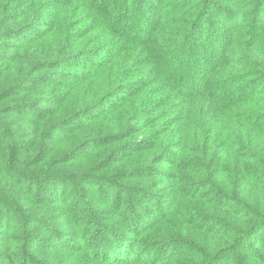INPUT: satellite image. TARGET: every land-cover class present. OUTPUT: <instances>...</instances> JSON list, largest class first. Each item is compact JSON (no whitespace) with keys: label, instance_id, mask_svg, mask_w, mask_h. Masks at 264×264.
<instances>
[{"label":"trees","instance_id":"obj_1","mask_svg":"<svg viewBox=\"0 0 264 264\" xmlns=\"http://www.w3.org/2000/svg\"><path fill=\"white\" fill-rule=\"evenodd\" d=\"M0 49V102L22 101L8 111L44 120L51 102L25 85L54 96L70 79L57 122L119 129L89 140L114 165L79 176L25 178L20 136L8 139L7 179L37 203L24 215L0 182V264H264V0H0ZM111 99L110 120L86 119ZM52 183L66 190L48 202ZM84 183L90 195L72 192ZM57 203L59 218L38 214Z\"/></svg>","mask_w":264,"mask_h":264},{"label":"rangeland","instance_id":"obj_2","mask_svg":"<svg viewBox=\"0 0 264 264\" xmlns=\"http://www.w3.org/2000/svg\"><path fill=\"white\" fill-rule=\"evenodd\" d=\"M157 14H153L152 19L157 18ZM116 22H119L118 20ZM114 22V25H119V23ZM129 27L135 29L136 25L135 21L132 22L130 20ZM138 26V25H137ZM146 33H148L146 31ZM146 36V34L144 35ZM203 46L204 44H200ZM172 48V47H170ZM1 52H4L3 49H0ZM0 52V53H1ZM12 56L15 55V53ZM102 57V56H101ZM250 61V60H246ZM10 62L2 61L0 59V70L4 68L7 64ZM257 64L256 61H251L245 68L250 72H255L254 66ZM2 66V67H1ZM17 71H14L11 75L12 77H15L16 74L21 70L20 67H17ZM69 69V68H68ZM66 72L68 75L69 73L73 72V69H69ZM61 73V72H60ZM59 73V74H60ZM255 79V78H254ZM70 79H66L64 82V85L59 87V89L56 91V94L54 96H50L51 91L54 88V85H48V82H42L41 84L37 85V83H29L25 85L24 88H28L30 90L29 99L33 100V102H36L38 100H44L46 97H48L49 101L51 102L50 111L51 113L46 116L43 119L36 118L35 116H25L16 113L17 109L9 110L8 107L12 106V103L14 100L18 101L19 104H22L21 100L18 98H11L4 102H0V182H2L3 191L6 193L7 191L10 192V195L13 193L16 197V205L20 207V209L24 212V215L29 216L33 213L34 207L32 204L37 203L36 201H32L29 199L23 192V190L18 189V185L15 183V181H8V177H11V165H13V153H12V163L6 162V157L9 155V152H7V146H8V139L11 136H20L18 139V145L19 149L18 152L20 153L21 163L17 166L20 168V171L24 173L25 178H31L30 176L35 173V177L41 176L44 177L49 175H55L60 174L64 175L66 172L69 173V175L72 176H79L86 174L87 172L91 171L94 168L99 167L100 165L105 166V168H109L114 164H109L110 156L113 154L112 152H107V149H103L101 152H96L97 145L95 143H90V141H98L95 136H117L119 133V129H115L114 131H111L109 135H103L106 134L104 132H101V130L108 128L110 130L111 127L106 126L107 122L104 120L106 118H100V117H107V120H110L112 118V115L116 113L112 108V103L114 99H111L109 102H107L102 108L98 109L97 111L92 112L89 116H87L86 119H89L90 117L97 116L98 113H107V116H97L98 119L94 123L90 124L89 127L86 129V131H83L79 134L71 135V128H76L79 126V122L77 120L70 119L69 122L63 121L62 123L57 122L56 119V111L59 109L61 101L65 99L66 92L68 88H66L68 85L67 82L71 84ZM52 82L51 80H48ZM236 81L238 82L237 78ZM240 81V78H239ZM159 85V84H158ZM157 85V86H158ZM0 87H3V90L5 89V84H0ZM1 92V91H0ZM29 93V92H28ZM20 94V93H19ZM23 97V95H21ZM169 99L171 97L167 95ZM43 98V99H39ZM118 96L115 98L117 99ZM167 99L165 98H159V102H163ZM184 105L183 101L174 99L172 102V107L174 110L178 113H180V108L178 106ZM146 106H149V103L146 104ZM190 109H187L184 107V111H187ZM109 112V114H108ZM114 112V113H111ZM53 114V115H52ZM64 115L66 116L67 113L64 112ZM180 115V114H179ZM75 118V117H74ZM175 118V117H172ZM119 119V118H118ZM116 121V120H115ZM67 123H70L72 125H66ZM63 124V125H62ZM119 124V123H118ZM142 124V123H141ZM62 125V127H59L58 129L54 130L57 126ZM140 126V124H139ZM133 131V128H129ZM129 129L127 130V133H129ZM88 131V135L85 133ZM103 133V134H101ZM51 136V139L49 141V136ZM25 136H30V140L28 141ZM25 138V139H24ZM90 140V141H89ZM9 150V149H8ZM28 152H31V154L28 155ZM11 158V157H10ZM128 171V167L124 164L123 166L116 165L112 169V173L116 174L115 176H108V178L113 182L115 178H118L119 176H122ZM33 173V174H32ZM45 178V177H44ZM55 184H51L50 186L46 185L44 186L45 189L43 192L41 199L45 201H51V192L56 193V197L58 199L62 198V195L64 194L65 190L63 186L57 189L54 188ZM40 185L36 184V186L31 185H25V188H33V190H37L36 187ZM105 187H102L101 184L96 185L92 187L93 189L97 190V196L102 195L106 189H108L106 183L103 185ZM41 187V186H40ZM90 185L88 183L82 184V187H79L78 189H72V192H78L80 196H83V193H87L90 195L89 191ZM113 191V198L116 194L115 188H112ZM48 195V198H45V195ZM66 202L65 200L63 201ZM51 203V202H50ZM53 204V203H51ZM68 204L71 205L72 201H68ZM52 210H56V218H59L63 214V206L60 204H56L54 206L49 205L47 207H44L39 211V215H42L47 220H51L53 218ZM7 231V223H5L4 226H2V229L0 230V237L2 235L5 236ZM94 241L100 242V236L99 234L95 235ZM1 249V248H0ZM171 250V249H170ZM173 250V249H172ZM171 250V251H172Z\"/></svg>","mask_w":264,"mask_h":264}]
</instances>
